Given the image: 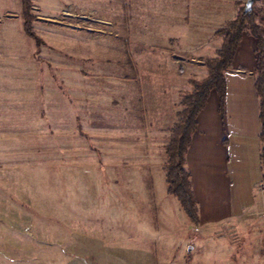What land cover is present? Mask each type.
Listing matches in <instances>:
<instances>
[{
  "label": "rangeland",
  "instance_id": "1",
  "mask_svg": "<svg viewBox=\"0 0 264 264\" xmlns=\"http://www.w3.org/2000/svg\"><path fill=\"white\" fill-rule=\"evenodd\" d=\"M32 1L29 36L21 0H0V141L26 148L20 198L3 185L0 264H264V181L250 220L192 222L164 169L189 81L248 0ZM252 9L264 36V0ZM245 35L226 73L233 117L255 90Z\"/></svg>",
  "mask_w": 264,
  "mask_h": 264
},
{
  "label": "crops",
  "instance_id": "2",
  "mask_svg": "<svg viewBox=\"0 0 264 264\" xmlns=\"http://www.w3.org/2000/svg\"><path fill=\"white\" fill-rule=\"evenodd\" d=\"M245 37L246 35H244L242 42ZM249 37L252 38V46L254 44L252 50L255 52L256 41L252 36ZM241 43L233 64L237 60H241L239 57ZM254 55L256 54L254 53ZM252 82L255 88V80L253 79ZM228 97L229 87L227 84L225 115L222 116L219 111L220 100L217 92L212 91L210 93L205 108L198 116V128L186 154V167L191 173L201 221H219L233 216L241 209L243 213L248 214L247 219L250 220L251 214L257 211L256 189L263 182L264 174L260 157L259 98L256 88L254 90L252 87L248 112L238 111L233 117V112L227 107ZM23 149V157H21L20 146L9 143L4 149L3 143L0 141L1 220L4 214H2L3 204L11 203V200L9 201L10 196L4 191L3 185L5 184L13 194L20 198V193L15 189L14 178L21 169V160H24V163L26 160L25 145ZM237 161L242 165L244 172L243 189L242 193H239V196L242 197L234 198V191L230 190L233 180L231 174L234 172L232 167L235 168ZM6 216L9 217L8 213Z\"/></svg>",
  "mask_w": 264,
  "mask_h": 264
},
{
  "label": "trees",
  "instance_id": "3",
  "mask_svg": "<svg viewBox=\"0 0 264 264\" xmlns=\"http://www.w3.org/2000/svg\"><path fill=\"white\" fill-rule=\"evenodd\" d=\"M24 18V30L29 36H34L32 22L33 1L21 0ZM241 9L236 17L217 30L216 35L222 37V44L217 55L205 60L207 75L201 79H191L192 89L187 91L182 100L183 109L179 119L170 129V136L165 146V172L167 192L174 196L192 222H199L198 205L191 180V173L186 167V154L191 145L194 133L198 128V116L205 108L210 93L216 91L220 104L219 111L225 115L227 99L226 73L233 65L239 45L245 33L256 41L255 88L259 98V120L261 125L260 140L261 161L264 169V36L262 27L257 22V12H245ZM264 181V174H263Z\"/></svg>",
  "mask_w": 264,
  "mask_h": 264
},
{
  "label": "water",
  "instance_id": "4",
  "mask_svg": "<svg viewBox=\"0 0 264 264\" xmlns=\"http://www.w3.org/2000/svg\"><path fill=\"white\" fill-rule=\"evenodd\" d=\"M253 3H254V0H248L245 10H244L246 13L252 11Z\"/></svg>",
  "mask_w": 264,
  "mask_h": 264
}]
</instances>
